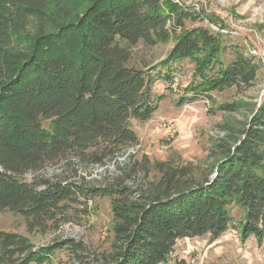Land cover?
I'll return each instance as SVG.
<instances>
[{"label": "trees", "instance_id": "1", "mask_svg": "<svg viewBox=\"0 0 264 264\" xmlns=\"http://www.w3.org/2000/svg\"><path fill=\"white\" fill-rule=\"evenodd\" d=\"M189 15L173 0H0V212L46 232L68 222L74 205L86 211L88 201L109 197L111 250L93 264L166 263L180 239L223 235L233 204L243 210L241 240L263 241L264 102L239 136L218 140L210 167L133 154L101 185L42 174L60 163L104 165L139 144L132 120L152 119L164 98L152 92L150 72L158 66L169 80L174 63H194L195 80L181 102L255 84L260 64L238 52L224 65L220 34L186 28ZM170 39L168 56L150 71L129 64L139 42ZM60 248L82 261L88 247L66 238L37 251L27 237L0 230V264L48 259Z\"/></svg>", "mask_w": 264, "mask_h": 264}, {"label": "rangeland", "instance_id": "2", "mask_svg": "<svg viewBox=\"0 0 264 264\" xmlns=\"http://www.w3.org/2000/svg\"><path fill=\"white\" fill-rule=\"evenodd\" d=\"M189 11L183 19L188 29L206 27L220 34L224 46L220 55L224 65L229 64L236 53L241 52L260 64L255 84L248 89L227 88L213 91L212 97L200 96L186 102L185 89L195 80L194 63L189 59L180 60L172 65V77L163 76L166 67L158 66L150 73L154 79L152 92L155 97L164 95L152 119L140 121L133 119L132 125L138 132L141 148L134 159L141 160L144 155L152 161L172 160L177 163H191L195 166L210 167L215 157L218 140L230 134L240 135L248 118L264 102V0H173ZM174 45V40L148 46L143 41L132 47L130 65L150 71L165 59ZM170 71V70H169ZM159 73V74H158ZM179 79V88L170 87L171 80ZM238 103L237 111L227 112L219 107L224 103ZM173 119L178 131L174 136L161 131L156 126L161 120ZM106 162L104 165L85 166L81 163L66 166L63 163L49 165L42 174L53 177L57 174L71 176L88 185H101L120 174L119 167L127 168L133 162L128 157ZM74 168L77 169L74 171ZM128 170V169H127ZM32 173L26 175L27 179ZM85 211L82 205L72 207L71 219L56 230L29 231L26 221L20 214L10 211L0 212V230L27 237L34 250L66 238H72L87 245L81 252L86 258L81 261L73 252L60 248L48 259L28 264H93L92 257L103 255L111 250L112 209L109 197H96L88 201ZM232 221L229 229L216 240L210 234L202 237L178 240L168 262L163 264H264V239L259 242L254 236L242 241L238 223L243 210L236 205L230 206Z\"/></svg>", "mask_w": 264, "mask_h": 264}, {"label": "built area", "instance_id": "3", "mask_svg": "<svg viewBox=\"0 0 264 264\" xmlns=\"http://www.w3.org/2000/svg\"><path fill=\"white\" fill-rule=\"evenodd\" d=\"M170 87L173 90H177L179 88V79L177 77H174V79L171 80ZM161 131L169 133L171 136H174L176 132L178 131L177 125L173 119L170 120H161L158 122L156 126V133H159ZM141 148V140L140 143L130 147L125 153L126 155L124 157H128L129 155H133L137 153Z\"/></svg>", "mask_w": 264, "mask_h": 264}]
</instances>
